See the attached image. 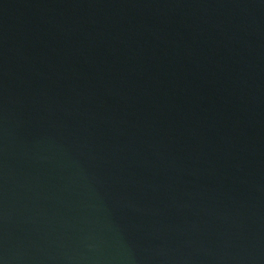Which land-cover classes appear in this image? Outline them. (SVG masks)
<instances>
[{
  "label": "water",
  "instance_id": "water-1",
  "mask_svg": "<svg viewBox=\"0 0 264 264\" xmlns=\"http://www.w3.org/2000/svg\"><path fill=\"white\" fill-rule=\"evenodd\" d=\"M0 264H264V0H0Z\"/></svg>",
  "mask_w": 264,
  "mask_h": 264
}]
</instances>
